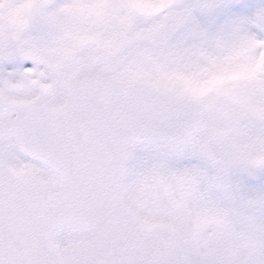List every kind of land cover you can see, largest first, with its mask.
I'll list each match as a JSON object with an SVG mask.
<instances>
[{
    "label": "snow or ice",
    "instance_id": "6c2138e0",
    "mask_svg": "<svg viewBox=\"0 0 264 264\" xmlns=\"http://www.w3.org/2000/svg\"><path fill=\"white\" fill-rule=\"evenodd\" d=\"M0 264H264V0H0Z\"/></svg>",
    "mask_w": 264,
    "mask_h": 264
}]
</instances>
